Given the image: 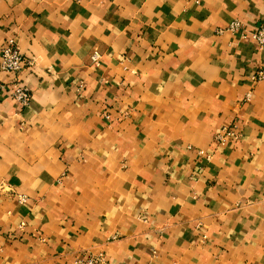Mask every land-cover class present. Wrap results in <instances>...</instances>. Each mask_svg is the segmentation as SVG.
<instances>
[{"label":"crops","instance_id":"0c3cea01","mask_svg":"<svg viewBox=\"0 0 264 264\" xmlns=\"http://www.w3.org/2000/svg\"><path fill=\"white\" fill-rule=\"evenodd\" d=\"M235 20L264 0H0V57L35 63L29 106L0 70V264H264V49Z\"/></svg>","mask_w":264,"mask_h":264},{"label":"built area","instance_id":"2783aa9c","mask_svg":"<svg viewBox=\"0 0 264 264\" xmlns=\"http://www.w3.org/2000/svg\"><path fill=\"white\" fill-rule=\"evenodd\" d=\"M226 31L238 32L242 34V37L245 39H253L261 49H264V23L254 26L253 28H248L241 20H235ZM100 60L101 54L95 52L93 61L95 64H99ZM34 64V60L25 57L14 39L9 40L2 48L0 70L10 73L13 76L14 80L12 83L11 97L23 106H29L33 96L30 88L20 80L19 75L25 67H32ZM254 79L264 81V69L257 70ZM1 90L2 85H0V94ZM236 128V124L233 127H224L223 130L219 132L218 139L225 142L237 138L238 134ZM66 264H109V260L106 253H89L86 256L78 257Z\"/></svg>","mask_w":264,"mask_h":264}]
</instances>
